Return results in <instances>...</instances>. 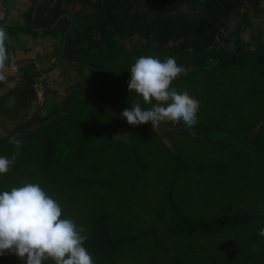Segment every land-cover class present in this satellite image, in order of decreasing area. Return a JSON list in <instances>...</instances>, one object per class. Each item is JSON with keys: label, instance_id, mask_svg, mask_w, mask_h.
<instances>
[{"label": "trees", "instance_id": "obj_1", "mask_svg": "<svg viewBox=\"0 0 264 264\" xmlns=\"http://www.w3.org/2000/svg\"><path fill=\"white\" fill-rule=\"evenodd\" d=\"M6 1L0 0V5ZM69 2L74 4L73 8ZM256 2L262 4L259 9H264V0H31V8L24 11L27 23L3 24L15 41L8 46L9 53L16 48V36L21 31L50 33L59 36L57 52L64 61L73 66L85 65L99 73L91 80L75 83L60 100L52 102V118H46V110L36 102L35 83H43L45 78L39 77L41 70L33 62L19 68V85L10 87L5 81L0 82L3 101L12 98L17 102L19 115L13 130L24 135L39 129L49 133L38 139L42 143L41 157L31 169L28 181H18L16 187L39 183L47 187L44 190L50 196L56 194L58 198H53L57 201L64 196L66 202L76 204L82 193L76 189L67 191L90 179L78 174L81 166L91 175L88 184H102L103 190L108 191V196L92 194L86 206L76 204L80 216L72 210L71 219L86 230L89 239L84 246L89 248L93 259L102 262L122 250L125 255H136L137 264H179V251L195 230L217 231L255 223L252 193L259 192V179L247 182L245 176L250 168L259 177V168L254 161L247 168L243 160L249 158L246 162H251L252 155L246 156L244 152H256L259 137H264V41L258 38L251 50L235 44L217 55L210 48L221 39L230 16ZM30 50L27 48L26 52ZM147 55L173 56L184 67L181 73L187 65L190 71L213 64L228 85L216 96V87L207 89L197 81L191 82L187 90L200 101L194 126L169 121L154 129L151 122L131 125L127 140L113 139L115 151L110 153L123 164L129 162L130 168L102 165L100 159L106 154L96 139L111 134L126 122L121 113L131 109L132 101L140 102L144 108L151 107L134 91L129 92L127 86L132 66L129 60L134 63L138 57ZM2 110L0 105V114ZM164 125L173 127L178 136L189 138L197 134L211 142L217 154L205 162L184 159L179 149L163 141L159 129ZM248 130L252 133L247 136ZM57 136L71 141L76 154L62 158ZM13 139L0 143V153L3 147L5 150L13 145ZM245 143L251 148L247 146L244 151L238 148L237 144ZM261 146L264 160V143ZM20 151L30 155L27 148ZM228 170L235 174L231 179L218 176ZM110 175H116L119 181L110 180ZM67 180L74 181L68 190L62 188ZM262 183L263 190L264 177ZM222 186L225 189L219 191ZM220 194L231 201L220 204V210L213 208L215 216L194 215L193 209L183 207V203L192 202L205 208L208 199L218 200ZM65 206L72 208L69 204ZM82 221L86 223L82 225ZM182 239L186 241L184 244H180ZM141 248L145 253L138 256ZM163 252L169 255H162ZM11 257L10 253L0 255V264H24L23 260L13 261ZM114 260L103 264H112ZM44 264L53 262L47 260Z\"/></svg>", "mask_w": 264, "mask_h": 264}, {"label": "rangeland", "instance_id": "obj_2", "mask_svg": "<svg viewBox=\"0 0 264 264\" xmlns=\"http://www.w3.org/2000/svg\"><path fill=\"white\" fill-rule=\"evenodd\" d=\"M260 2L248 4L240 12L233 13L228 18L224 26L225 28L221 32V39H218L219 44L217 43V46L215 45L214 47L210 48L214 55L229 51L234 47L235 44H239L240 46L243 45L244 49L246 48L251 50L257 45L256 41L258 38L264 41V9H259L262 5ZM69 5L71 8L74 6L72 2H69ZM31 6V0H7L5 4L0 5V22L2 25H22L27 23L28 17L24 16V11L29 10ZM16 37L17 46H15L16 48L10 53L15 57L16 64L20 68L23 66V64L33 62L35 67L41 70L39 77L45 78V82H37L35 85L38 89L36 102L43 107L44 112L46 110V118H52L54 116L51 115L52 112L50 110V104L60 100L64 92L67 93L69 90L74 88L75 83L88 81L99 75L97 71L91 70L85 65L73 66L64 61L57 52V47H59L60 44L59 36L54 37L50 33L41 35L40 33L37 34L21 31ZM218 47H222L223 49H219ZM27 48H30L31 50L26 52ZM52 52L56 53L52 54ZM166 57L169 56H161L160 59L163 60ZM129 62L133 64L132 59L129 60ZM213 66V64L208 66H197L198 68L188 71L190 67L187 65L185 71L180 73L178 77L172 82V86L178 91L187 90V88L192 86L191 82L195 83L197 81L202 85H206L207 89L210 87L211 89H214L216 87L217 96L222 91H224L228 83H223L225 78L222 77V75L218 73V71H216L215 67ZM125 70L127 71V69ZM246 80L245 82H247ZM257 80L261 81L260 76H258ZM19 82L20 78L18 72H14L10 68L7 69V80L5 81L6 85L15 87L19 85ZM221 96H223V94ZM3 100L4 98L0 97V105L3 108L2 113L0 114V143L17 137V139L22 141L20 149L27 148L30 155L21 153L19 149L20 154L17 156L14 165L9 168V171L6 174L0 176V191L10 190L12 187H16L18 181L21 183L28 181L27 177L29 176L31 169L35 167L37 160L41 157L42 143L41 141L38 142V139L40 136L49 135V133L42 132L41 129L34 131L30 135L20 134L19 131L13 130L19 115V111L17 110V102H14L12 98H9L6 101ZM59 124H61V122H59ZM130 127L131 125L126 121L122 126L117 127L111 134L107 133L105 134L106 136L104 135L96 139L97 144L103 146V153L106 154V156L104 155L103 158L100 159L103 162L102 165L107 166V163H109L112 164L111 167L113 168H130L129 162L123 164L124 162L122 160L118 161L116 160L115 156L110 155V153L115 151L114 149L116 146L113 144V139L116 137H122L123 139L127 140L128 129ZM159 131L162 132L163 138H165L163 141L169 142L176 150L179 149L178 152L180 153V156L183 158L186 157L190 161L199 159V162H205L211 160L213 157H215V154H217L213 148V144L209 141L202 140L197 134H192L188 136L189 138L185 136H178V134L174 133L173 127H166V125L160 127ZM250 133H252V131L248 130L246 133L247 136ZM23 135L24 137L22 138L18 137ZM55 138L58 140L57 146L59 148V154L62 155V158L64 155H71L72 153H74V155L76 154V149L73 148L74 144H72L71 141L68 139H63L61 136H57ZM259 139L260 143L258 146H256V152L247 151L249 149H246L245 151L247 152H244L246 156L250 154L252 155L250 156L251 162H246L249 158L243 160L247 168L253 161L257 163L259 168V177H256L251 172L250 168H248L249 174H246L245 176L247 182L259 179V192L252 193L254 203L253 207L255 209H251V211H254L253 221H255V223H248L245 225V227H222L217 231H214L213 229L203 230V228L200 230H195L191 235V239L188 240L186 244H184L186 241L183 239L180 241V244L184 245H182V250L179 251V264H190L192 261L194 264H264V237H261L258 234L259 230L264 227V210L262 207H260L261 202L264 199V186L262 190V178L264 177L262 172L264 160L261 146V143H264L262 141L264 140V137L261 136ZM116 144L119 145L118 142ZM246 144L249 143L237 144V146L239 149H242V151H244L243 148H247V146L251 148V146ZM15 152L16 146L13 143L10 148H6L4 150L3 147L0 156H7L11 158ZM79 169V175L91 179V175H89L90 173L88 170L82 169L81 166ZM49 171L50 169L48 170L47 166L46 172L49 173ZM82 171H84V173H82ZM242 172L244 173V171H241L240 173ZM234 175L235 174L228 170L226 173L219 174L218 176L226 180L231 179ZM247 175L249 176L248 178ZM110 176V180L119 181L120 179L116 175ZM99 177L102 178V174H100ZM90 179L82 183H78L74 187H70L69 190L68 186L74 181L67 180L66 184H64L62 188L68 190L67 192L75 189L76 191L81 192L82 196L76 203L79 205L86 206L92 194L108 196V191L103 190V188H105L104 185L93 183L88 184ZM42 188L47 189V187L43 186ZM244 188L248 189V187ZM224 189L225 188L223 186L218 188L219 191H223ZM53 197L56 199L58 198L56 194H53ZM229 201H231L230 198L223 197L222 194H220L218 200L216 198L213 200L208 199V204L205 208L199 206V204H193L192 202L185 204L183 203V207L186 208L187 206L190 207V209H193L194 211L192 212L194 215H207L212 217L215 216L212 212L214 211L213 208L220 210L222 208L220 204L224 205L223 203H227ZM58 202L62 208L63 217L72 218L73 209L76 210L75 214L77 216L81 215L77 205L74 202H66L64 200V196L59 199ZM232 203H235V201ZM65 204H69L72 206V208L66 207ZM179 208L182 209L181 206H179ZM83 222L84 221H82V225L86 223ZM154 228H159L160 230L161 227ZM253 244L256 246L255 249H253ZM188 248L192 249V251H185V249ZM144 253V249L141 248L137 255L139 256ZM165 253L167 252H163L161 254L169 255L168 253ZM10 254L12 255L11 260L17 261V259H19L14 253ZM113 258L115 260L112 264H137L136 259L138 257L134 254L125 255L121 250L115 254V257L110 256L108 260H113ZM108 260H102L101 262L99 259H94L95 264H103V261L107 262Z\"/></svg>", "mask_w": 264, "mask_h": 264}, {"label": "clouds", "instance_id": "obj_3", "mask_svg": "<svg viewBox=\"0 0 264 264\" xmlns=\"http://www.w3.org/2000/svg\"><path fill=\"white\" fill-rule=\"evenodd\" d=\"M6 28L0 25V82L7 80V69L19 72L15 57L8 51L14 45ZM183 71L174 57L161 60L156 56H140L130 67L129 92L134 91L149 108L132 101L131 109L121 115L130 125L151 122L153 129L161 122H183L192 127L197 122L200 101L188 90H177L172 82ZM16 152L0 156V175L14 165L22 141L13 139ZM260 207H264L261 205ZM85 228L63 217L59 202L39 183H25L0 191V255L14 253L24 264H95L92 254L84 246L89 237ZM264 237V227L258 233ZM253 244V249H255Z\"/></svg>", "mask_w": 264, "mask_h": 264}, {"label": "crops", "instance_id": "obj_4", "mask_svg": "<svg viewBox=\"0 0 264 264\" xmlns=\"http://www.w3.org/2000/svg\"><path fill=\"white\" fill-rule=\"evenodd\" d=\"M69 64V63H68Z\"/></svg>", "mask_w": 264, "mask_h": 264}]
</instances>
